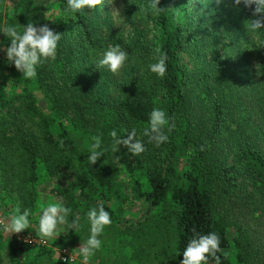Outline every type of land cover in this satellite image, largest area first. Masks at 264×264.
<instances>
[{
	"label": "trees",
	"instance_id": "16d2710c",
	"mask_svg": "<svg viewBox=\"0 0 264 264\" xmlns=\"http://www.w3.org/2000/svg\"><path fill=\"white\" fill-rule=\"evenodd\" d=\"M216 2L195 10L188 0H159L155 13L147 0H131L113 25L104 6L68 17L66 0H0V26L47 24L61 36L56 58L25 79L7 61L0 32V185L15 210L31 211L34 228L24 232L35 235L42 207L58 201L79 232H61L57 242L88 235L86 213L102 203L113 221L105 235L132 243L167 230L176 264L194 235L209 232L220 236L219 264H264V53L255 70L250 41L237 40L250 32L255 5L234 0L225 12L220 3L221 13ZM126 22L137 24L126 30ZM116 43L129 54L118 74L95 65ZM156 49L168 57L163 78L148 70ZM154 107L170 117L169 140L156 147L143 137L139 156L123 145L113 153L111 132L126 137L146 126ZM97 140L108 151L90 166ZM123 187L143 202L136 222L116 216ZM7 249L12 264L44 252L15 237Z\"/></svg>",
	"mask_w": 264,
	"mask_h": 264
},
{
	"label": "clouds",
	"instance_id": "9594fccd",
	"mask_svg": "<svg viewBox=\"0 0 264 264\" xmlns=\"http://www.w3.org/2000/svg\"><path fill=\"white\" fill-rule=\"evenodd\" d=\"M113 0H108L112 3ZM159 0H147L146 9L155 13L160 11L157 7ZM104 0H66L64 12L69 16L82 13L85 8L103 6ZM243 3L246 7L255 5L253 14L248 24V30L253 33L264 31V0H235L236 5ZM113 25L122 24V15L118 9L111 12ZM2 32L9 40L6 48L7 61L14 64L15 68L22 73L25 79H34L37 75L38 66L45 60L55 59L57 56L58 43L61 39L59 33L54 32L47 24L34 25L29 22L27 26L19 27L12 23L0 26ZM254 47H264V37H257ZM153 57L155 62L148 64V70L163 78L167 72V54L156 49ZM129 60L128 52L121 44H109L95 64L98 68L106 67L110 72L118 74ZM170 117L167 112L159 107H154L148 116V123L142 128L132 126L127 131V136L120 135L116 130L111 132L112 143L108 146L113 153L117 152L121 145L127 148L132 156H139L145 151L143 137L149 143L159 147L169 140L168 132L171 131ZM167 129V131H166ZM108 147L97 140L92 144L90 154L87 156L91 166L108 151ZM71 209L61 202H49L47 207H42L39 215L38 228L35 230L41 239L54 240L61 232L69 229L79 232V221L69 220ZM32 213L29 209L15 210L10 216L0 218V233H20L25 229L32 228ZM88 224L87 238L76 248V254L81 259V264H88L96 251L102 247L100 238L106 227L113 223L110 212L104 204L99 203L88 209L86 213ZM220 236L217 232L194 235L183 250V259L180 264H208L210 258L219 264L217 253L220 249Z\"/></svg>",
	"mask_w": 264,
	"mask_h": 264
},
{
	"label": "rangeland",
	"instance_id": "374dc122",
	"mask_svg": "<svg viewBox=\"0 0 264 264\" xmlns=\"http://www.w3.org/2000/svg\"><path fill=\"white\" fill-rule=\"evenodd\" d=\"M203 1L204 0H188L190 6L195 10H202ZM209 1L212 3L213 0H208V2ZM233 1L234 0H217L216 4L218 12L222 11L221 13H223V10L219 7L221 4L225 6L226 12L228 6L230 5L229 2ZM130 3L131 0H113L112 3H108V0H104L103 6L107 9L108 20L112 21V15L110 12L113 9H118L122 15ZM124 19L125 17L123 16L122 21H124ZM134 19L139 22V24L126 22L124 24V29L130 30V26L132 24H137L142 27L139 17L136 16ZM233 32H235V29ZM242 36L246 37L250 41V49L254 50L255 57L251 54V64L256 70L258 62L257 55L259 53H264V47H254L255 40L258 37L257 35L247 32L246 34H241L237 37V40L241 39ZM123 179H125L124 176H120V180L123 181ZM122 192L123 195L117 197L114 202L116 216L123 224L127 221L136 222L142 218L145 211L143 202L136 200L133 195L130 194L127 187H123ZM260 211H258L256 215H261ZM13 212H15V207L11 205L8 197L6 199H2V190L0 185V218L10 216ZM262 219L264 220V217ZM31 220V230H33V216H31ZM140 234H142V238H137L136 240H133L132 243L128 241L113 240L110 235H102L100 237L103 241L102 247L96 251L95 255L90 259L88 264H176L173 257L174 238L167 230L161 229V233L158 234V237L155 236L149 238L144 233ZM126 236L127 237H124L123 240L129 239L130 235ZM11 237L36 245L37 248H44V252L39 253L41 254L39 256H35L34 253H32L29 256L28 264H81V259L76 254V248L80 247L81 243L87 238V235L82 232L74 237V239L70 238L66 242L62 243L57 242V238L54 240L41 239L37 232L35 235L24 232V230L20 233H0L1 264H12L11 262L13 260L7 251V240ZM140 239L144 240L141 241ZM63 258L66 259V263H63Z\"/></svg>",
	"mask_w": 264,
	"mask_h": 264
},
{
	"label": "built area",
	"instance_id": "2783aa9c",
	"mask_svg": "<svg viewBox=\"0 0 264 264\" xmlns=\"http://www.w3.org/2000/svg\"><path fill=\"white\" fill-rule=\"evenodd\" d=\"M62 261H63V262H65V261H66V259H65V258H63V259H62Z\"/></svg>",
	"mask_w": 264,
	"mask_h": 264
}]
</instances>
